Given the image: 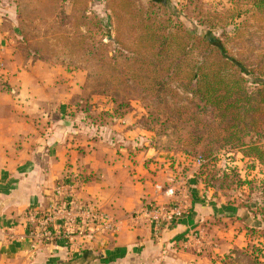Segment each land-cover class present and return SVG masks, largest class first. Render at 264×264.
I'll list each match as a JSON object with an SVG mask.
<instances>
[{"label": "crops", "instance_id": "0c3cea01", "mask_svg": "<svg viewBox=\"0 0 264 264\" xmlns=\"http://www.w3.org/2000/svg\"><path fill=\"white\" fill-rule=\"evenodd\" d=\"M14 14L0 0V264H226L247 253L249 210L215 197L186 169L194 162L169 159L134 120L92 123L81 100L87 75L23 63L8 41ZM182 177L189 213L155 235L144 210L172 202ZM70 199L109 214L116 230L75 226L54 242L30 234L29 210L46 215Z\"/></svg>", "mask_w": 264, "mask_h": 264}, {"label": "rangeland", "instance_id": "374dc122", "mask_svg": "<svg viewBox=\"0 0 264 264\" xmlns=\"http://www.w3.org/2000/svg\"><path fill=\"white\" fill-rule=\"evenodd\" d=\"M73 1L5 0L12 3L15 12L13 26L8 27V41L14 54L23 63L42 61L85 73L86 98L81 100L83 106L88 105L91 121H113L115 117L109 115L113 114L115 103L120 108L118 113H126L117 119L134 120V126L148 131L157 150L172 155L169 159L176 160L178 154H184L194 162L201 157V166L186 169L202 177L218 199L249 210L254 221L247 229L250 246L258 247L259 239L264 240V168L254 159L244 158L238 150L216 149L212 158L204 160L203 156L208 155L207 143L195 146L191 141L198 134V121H212L215 113L211 114L208 108L201 116L198 106L203 107L204 103L191 93L166 90L161 95L149 94L131 82H122L128 70L127 60L138 49L135 36L125 26L117 35L108 0ZM136 5L158 19L171 21L166 23L167 27L181 23L194 35L214 40L249 64L258 67V57L264 55V13L251 17L250 0H136ZM236 26H242V37L234 36ZM79 41L80 45L76 44ZM101 43L106 46L102 48ZM194 55L198 58L196 52ZM111 58L117 62L110 64ZM170 87L175 88L172 84ZM257 223L262 226L260 229L256 228ZM237 257L243 262V256Z\"/></svg>", "mask_w": 264, "mask_h": 264}, {"label": "trees", "instance_id": "16d2710c", "mask_svg": "<svg viewBox=\"0 0 264 264\" xmlns=\"http://www.w3.org/2000/svg\"><path fill=\"white\" fill-rule=\"evenodd\" d=\"M108 5L115 18L117 35L121 26H125L135 36L138 47L127 60L128 70L122 82H131L149 94L161 95L166 90L191 93L204 103L203 107L198 106L201 116H205L208 108L211 114L215 113L212 121H198V134L191 141L195 146L207 143L208 155L203 156L204 160L212 158L216 149L238 150L244 158L254 159L264 168V55H259L257 67L232 55L223 45H216L214 40L194 35L181 23L167 27L166 23L171 21L139 10L136 0H108ZM250 5L251 17L264 13V0H250ZM238 27L234 31L236 38L242 37V26ZM106 61L103 60L107 64ZM109 62L113 64L117 59L111 58ZM118 109L114 103L113 114L109 116L121 118L126 114L118 113ZM261 215L264 223V209ZM257 224L260 229L262 226ZM259 240L260 245L249 246L247 253H235L243 256V262L226 264L244 261L262 264L264 240Z\"/></svg>", "mask_w": 264, "mask_h": 264}, {"label": "built area", "instance_id": "2783aa9c", "mask_svg": "<svg viewBox=\"0 0 264 264\" xmlns=\"http://www.w3.org/2000/svg\"><path fill=\"white\" fill-rule=\"evenodd\" d=\"M194 163L198 166L203 164L201 157ZM159 192L163 191L162 185L156 188ZM174 199L166 204L149 205L144 210V217L154 229V234L159 235L162 231L173 227L187 216L190 209V184L187 177H182L177 192H173ZM56 207V206H55ZM27 228L34 227L31 235L37 238L54 242L58 239H68L73 227H77L80 232L88 231L90 226L104 233L114 232L116 225L109 214L101 211L93 205H86L70 199L64 202L60 209L55 208L53 212L41 214L36 210H29L26 215ZM193 235L190 241L195 240Z\"/></svg>", "mask_w": 264, "mask_h": 264}]
</instances>
